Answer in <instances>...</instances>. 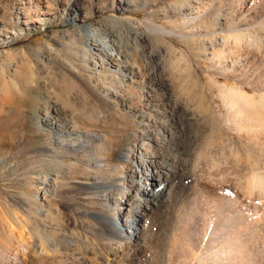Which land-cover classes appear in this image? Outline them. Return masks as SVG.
<instances>
[{
    "label": "rangeland",
    "instance_id": "obj_1",
    "mask_svg": "<svg viewBox=\"0 0 264 264\" xmlns=\"http://www.w3.org/2000/svg\"><path fill=\"white\" fill-rule=\"evenodd\" d=\"M85 1L0 0V16L6 15L7 24L16 28L15 36L0 37V243L7 245V263L0 258V264H106L107 260L93 254L85 259L79 249L67 248L59 240L75 234L79 238L82 225L95 221L85 211L105 209L106 191L100 185L119 183L127 175L128 166L118 155L124 149L131 156L135 153L146 127L135 114H148L147 107H159L171 118L173 129L163 151L170 181L153 215L140 221L147 224L139 241L146 253L125 251L117 264H198L186 248L182 250L176 230L175 244L165 252V222L170 221L168 226L175 222L176 210L194 177L209 182L223 177L249 191L254 183L262 186L264 129L246 130V140L240 142L233 127L226 125L227 107L217 90H209L210 77L203 68L214 72L220 83L227 77L213 61L200 58L195 45H201L198 38L209 42L212 30L193 31L176 12L189 0ZM23 6L30 10L29 18L17 17V8ZM32 20L35 25L26 24ZM215 20L208 15L204 22L211 27ZM151 22L167 25L188 39L195 35V43H187L179 34L157 32ZM87 25L122 52L123 60L133 66V78L123 83L115 65L102 67L99 53L87 42ZM253 71L247 69L250 74ZM148 82L153 85L146 86ZM247 83L242 81V89L255 95L256 83ZM107 87L118 88V93L108 95ZM176 106L184 108L175 110ZM228 136L231 148L223 141ZM251 183L253 189H249ZM197 207L202 211L185 208L188 215L182 235L190 248L200 252L214 214L206 205ZM261 242L259 253L252 254L256 264H264ZM54 245L56 253L51 249Z\"/></svg>",
    "mask_w": 264,
    "mask_h": 264
},
{
    "label": "bare ground",
    "instance_id": "obj_2",
    "mask_svg": "<svg viewBox=\"0 0 264 264\" xmlns=\"http://www.w3.org/2000/svg\"><path fill=\"white\" fill-rule=\"evenodd\" d=\"M26 1L27 3L31 2V0H25V3ZM82 1L87 3L85 0ZM125 1L128 2V0ZM1 7L2 5L0 3V8ZM72 10L75 11L76 9L72 8ZM176 12L184 16L185 20L182 24L191 26L194 29L191 28L193 31L200 33L206 29L212 30L213 36L210 38V41L206 42L205 38H198L197 40L201 42V45H199L195 43V35L193 36L194 39H188L183 33H176L170 30L167 25L158 26L151 22V28L164 35L179 34V37L185 39L187 43L194 40V42H191L193 44L195 43L196 47L198 46L197 52H200L197 53L198 56L213 61L216 67L219 68V73L227 77V81L220 83L217 78H214V72L209 73L208 69L203 68L204 72L208 73L210 77L209 90L211 92L217 90L220 95H222L221 97L227 107L226 125H228V128L229 126L230 128L231 126L233 127L235 130L233 132L239 137L240 142L245 139V134L248 133L246 130L252 132L253 130H257V128L263 130L264 0H189L181 7H178ZM29 14L30 10L24 6L17 8L18 18L20 16L29 18ZM77 15L80 14L77 13ZM208 15L216 19L211 27L206 26L204 22L205 17H208ZM199 20L202 22L199 23ZM7 22L8 19L6 15L0 16V26H5L3 30H0V37L4 39L15 36L16 28L13 27V25H8ZM5 23L7 25H5ZM35 23L36 21L32 20L26 24L35 25ZM219 30H221V32L225 30L228 34L222 35ZM85 32L89 46L100 55L102 67H105V63L108 65H115L116 69L121 73L123 83L126 79L133 78V66L130 65L128 61L123 60L122 52L114 48L106 38H100L92 25H87L85 27ZM102 56H105V58ZM200 58H198L199 64ZM200 66L202 65L200 64ZM97 67L96 64V68ZM248 68L254 69L252 72L253 74L247 72ZM152 74L154 78H160L159 74ZM228 79H230L231 82L228 81ZM161 81H163L162 78ZM242 81H244L245 85L247 82V84L256 83L254 86L257 87V92L255 93V95H258L257 98L255 95L242 89L240 85ZM152 85V83L148 82L146 86L151 87ZM106 92L108 95H116L118 93V88L107 87ZM151 96L153 95L151 94ZM147 108L150 109L148 114H135V116H140V119L146 125L142 132L143 135L140 139V144L135 153L131 156L127 149H124L118 155V158L123 163L125 162L129 169L127 175L124 177L125 181L122 178L119 183L112 182L107 186L99 184L105 188L104 190L106 191L103 199L105 209L96 211L88 209L85 211L86 214L91 215L95 221L93 223L91 222L92 224L88 223L82 225V234L77 233V235H81L79 238L74 237L76 234L73 232L72 234L75 235L69 236L70 238L68 240H59L67 248L76 247L79 249L85 256V259L87 257L90 258V254H93L97 259L99 257L101 260H107L106 264H117L118 261H121L122 257L127 254L125 251L134 250V253L141 251L146 253L144 252L145 248L142 249L139 241L141 240V231H145L147 224L145 221L140 225V221L143 217L147 218L151 214L153 215L152 212L154 208L160 204L159 202H161L160 199L162 198L164 188L168 186V181H170V165L163 151L166 149V143H168L166 136L173 129V126H171V118H167V116L160 111L161 109L159 110V107ZM183 108L184 107H174L175 110ZM213 109L215 110L214 107ZM48 123L52 124L50 121H48ZM249 133L251 134V132ZM223 138L225 144L231 148L233 146H230V144H232L231 138L229 136ZM255 140L257 141L256 137ZM256 173L258 172H254V174ZM256 175L254 178L258 176ZM207 178L210 177L207 176ZM247 178L250 179V177ZM210 179L213 181L212 178ZM219 179L220 178L216 179L217 182H209L210 180L205 181L194 177V180L192 179V184L189 183L191 185H187L188 191H186L185 200L183 198L184 201L182 203L180 202L181 206L176 210L177 215L174 220L175 222L171 221L172 224L169 226L168 223L170 221L168 223L165 222L164 228H166V232L164 233L165 236L162 235V237H166L164 241L165 246L167 245L165 252H168V246L175 244V233L173 231L176 230V233L180 234L179 238L180 241H182V250L186 248L188 255L191 256L192 259H195L198 264H254L255 260L252 258V254L255 253V256L256 253H259L258 249L260 246L257 248V244L259 241H262L263 243H261L264 246V184L259 187L258 184L253 182L259 188L251 183L248 186L253 184L254 190L249 191L248 189L238 186L236 182H232L233 180L229 182L222 177L220 179L221 183H219ZM222 179L225 181L223 182ZM261 182L264 183V181ZM91 186L96 187V184H91ZM252 186L249 189H253ZM172 187L174 186L172 185ZM255 188L257 189L255 190ZM120 195L121 197L123 195V198H121ZM250 198H255L256 200L257 198L262 199H259V203L256 202V200H254L256 203H252L253 201L251 202ZM199 205H206L207 208L213 212L214 217L210 218V229L206 231L205 237L202 240L201 247L203 250L195 252L194 249L190 248V245L185 242L187 238L182 235L183 228L187 223L186 216L188 215L184 210L188 208L189 210L202 211L201 208L197 207ZM108 206H114V208L110 207L111 209H108ZM126 227L129 228L126 229ZM149 228L150 227H148V230L150 231ZM55 241H57L56 237ZM5 242H7L6 238ZM6 246L7 245H4L3 241L0 243V258L3 259V263H7L6 256H4ZM53 247L54 248L51 249L53 253H56L57 246L54 245ZM170 251L171 249L169 252ZM12 254L14 258L17 257L16 253Z\"/></svg>",
    "mask_w": 264,
    "mask_h": 264
}]
</instances>
